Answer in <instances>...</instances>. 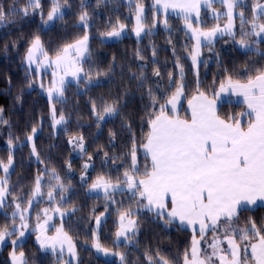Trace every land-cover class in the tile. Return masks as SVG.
I'll list each match as a JSON object with an SVG mask.
<instances>
[{
	"label": "snow or ice",
	"instance_id": "obj_1",
	"mask_svg": "<svg viewBox=\"0 0 264 264\" xmlns=\"http://www.w3.org/2000/svg\"><path fill=\"white\" fill-rule=\"evenodd\" d=\"M50 2L52 6L47 13V19L43 21L45 24L63 19L64 16L60 0H50ZM64 3L67 4V0H64ZM130 3L135 7V35L140 37L142 32L150 35V30L145 29L147 16L142 0H130ZM214 3H220L226 11L217 12L213 8ZM40 7L41 0H28L24 8L16 7L15 0H13L7 10L0 3V25L8 23L12 15L27 16L29 9ZM246 7V0H153L151 8L156 10L153 15V27L158 22V14H162L164 16L162 22L167 29L169 10L178 11L182 15L185 28L195 39L194 51L189 53V56L196 69V88L195 94L187 99L190 109L189 116L181 118L177 106L181 98L185 97L187 84L184 82V68L179 63L178 57L175 61V66L179 70L178 80L173 78L171 72H168V90L166 91L162 90L160 80L149 82V76L144 71L147 66L144 64L138 66L141 69L139 74H131V79L137 82V91L143 90L144 94L140 99L143 100L146 96L148 100L144 120L148 132L143 136L140 147L144 151L145 161L150 160V163H145L144 170L141 172L135 133L131 122L125 120L122 122V127L131 136L132 146L125 153L127 160L122 178L117 176L113 181L110 177L98 176L89 189L92 192L102 191L109 204H120V207L116 209L119 217V227L115 233L117 241L123 238V241L128 243L130 242L129 233L132 236L137 234V221L132 217L139 215V210L144 209L154 214V222L162 220L165 228L173 223H177L182 229L185 226L191 227L193 235L190 247L182 253L181 264H264V222L258 226L256 221L249 217L246 218L244 227L239 226L242 212L250 210V206L257 205L258 202L264 203V67L245 68L246 79L243 82L240 79H233L232 75L227 74L228 70L224 69V82L219 83L218 91L212 92L211 96L201 90L198 72L201 63L198 58L202 55V38L205 42L204 46L212 51L210 46L217 34L229 35L241 49L256 52L264 57V52L254 47L264 43V23L259 22L264 18V3L257 0L252 4L251 19L245 16L243 9ZM202 8L211 9L213 18L218 19L223 15L227 23L223 27L216 24L207 30L194 27L192 20L195 18L199 21ZM237 9L241 10L237 11ZM40 15L43 19L42 12ZM236 19L240 21L238 41L236 40ZM79 20L81 25H86L87 11H82ZM245 26L250 27L246 30ZM124 28L125 25L118 24L111 27V30L104 35L118 38ZM169 43H171L170 39ZM173 54L175 56V49H173ZM213 54L218 57V53ZM137 55L143 60L139 52ZM152 56L153 65L158 64L154 48ZM90 58L88 34H84L73 42L63 44L51 55L45 49L40 36L33 37L27 49L25 63L30 69L35 65L36 67L32 70L37 73L41 69H52L50 74L53 79L45 91L50 103L49 115L53 127L68 123V118L63 111L57 115L56 103H67L65 91L72 81H76L77 85L81 83L92 85V74L83 67V64ZM250 72L255 74L249 75ZM96 75L99 76L100 73ZM151 75L162 79L158 67L153 68ZM69 77L72 79L69 80ZM32 84L33 81L28 79L26 86L31 88ZM39 87L44 88V84L41 82ZM229 91L236 96L243 97L247 111L226 114L222 118L218 112L217 101L221 99L222 93ZM125 95H131V93L125 90ZM90 103L97 127L106 118L111 120L121 114L118 99L111 103L102 100L99 109L95 101H90ZM2 114L3 109L0 108V123L8 124ZM36 133L37 126H33L26 140L31 144V155L42 164L44 161L37 151L34 140ZM115 135L116 133L110 132V139L114 140ZM68 142L75 144L83 151V136L72 137ZM8 145L10 154L7 163L0 161V171L4 173L3 178H0V209L8 206L6 201L11 196L13 197L11 205L15 210L10 217L5 213L6 219L11 220V227L7 224L0 226V244L8 242L7 238L11 236L18 234L23 237L25 235L30 219V214L25 213H30L33 203H39L36 198L44 195L41 185L45 174L50 177L47 181L49 190L46 193L49 202H55L57 196L62 202H66L68 198L63 194L70 187L63 183L54 168H45L43 173L35 178L34 190L30 193L33 199L27 200L28 208L22 210L21 203L13 196L8 186L9 169L13 166L11 152L14 145L11 138L8 140ZM104 156L108 158L107 153H104ZM109 159H120V157ZM89 167L88 163L83 165L85 170ZM81 179L84 180V177L82 176ZM125 194L128 195L130 201L136 204L135 211L131 206L125 208L123 200H116L118 195ZM54 211L62 218L61 226L54 229L55 235H47L49 221L52 219L47 208L36 214V226L33 230H38L40 233L37 241L42 249L61 254L58 264H72V259L62 260V254L65 251L70 257L77 258L76 245L72 236L63 227V217L66 215L70 217L77 209L73 208L71 212H65L57 206ZM41 216L45 217L43 223L40 222ZM17 218L20 221L18 226L16 225ZM100 224L101 217L96 216V227L99 228ZM197 232L199 239H197ZM209 232L212 233L211 241L206 243L211 252L201 248V241ZM225 241L227 248H222L221 245ZM10 242L14 246L11 253L13 264H27L24 260V252L17 254L15 251V247L18 246L17 241L11 240ZM93 246L105 256H119L121 264H126L124 253L111 252L100 244L98 237ZM145 256L148 264H172L160 255L159 250H157L155 260L147 253Z\"/></svg>",
	"mask_w": 264,
	"mask_h": 264
},
{
	"label": "trees",
	"instance_id": "obj_2",
	"mask_svg": "<svg viewBox=\"0 0 264 264\" xmlns=\"http://www.w3.org/2000/svg\"><path fill=\"white\" fill-rule=\"evenodd\" d=\"M61 10L64 12L63 19H57L52 25L43 28V21L47 19V13L51 8L50 0H41L39 9H29V15L15 14L10 17L8 23L0 25V108L3 109V119L8 124L0 123V161L7 163L9 157L8 140L11 138L14 148L12 149L13 166L9 169L8 186L13 196L21 203V209H27V200L33 199L30 193L34 190V181L38 174L43 173L45 168H54L60 175L65 185H70L69 190L63 195L67 197L62 202L57 196L55 202H49L48 192L49 175L45 174L41 185L42 197L36 198L39 203H33V208L28 213V229L25 230L24 238L15 248L17 253L24 252L27 264H58L60 253L43 251L36 242L37 232L36 214L43 209H49V214H54V209L59 206L61 211L71 212L73 208L77 211L70 217L63 218L65 231L72 236L76 245L77 258L72 264H121L119 256L110 260L96 253L93 248L96 237L102 246L111 252H122L126 256V264H148L145 253L156 259L157 250L172 264H181L182 253L190 247L192 232L186 228H180L173 223L165 228L163 221H155L153 213L144 209L139 210V215L132 219L137 221V234L130 236V242L117 241L115 236L118 230V214L116 209L120 204H109L104 195H93L89 192L90 185L98 176L111 178L115 181L121 176L126 168L127 157L125 153L132 146V138L122 122H131L133 132L137 141V157L143 172V165L150 163L145 161L144 153L140 147L143 136L148 132L144 123L146 118L145 106L148 104L147 97L140 99L143 90L137 91V82L131 79V74H139L141 64L146 65L145 73L149 76V82L160 80L162 90H168V72L178 80V68L175 66L176 58L184 68L185 97L179 115L188 118L186 110L187 99L195 94L196 69L194 68L189 53L193 52V39L184 27V20L176 16H167L168 28L163 24L164 17L158 14V22L153 27V15L156 12L151 8L153 0H142L145 7L146 31L141 37L134 35L135 7L127 0H60ZM257 0H246L247 7L244 8L245 16L251 19L252 4ZM264 3V0H259ZM7 7L13 0H0ZM16 7L24 8L28 0H15ZM83 5V7H82ZM213 8L224 12L221 4H213ZM241 9H237L239 11ZM82 11H87L88 20L86 25H81L79 16ZM43 13V19L40 13ZM211 9L201 11L199 21L192 20L195 27L207 30L220 22L223 27L227 23L224 16L218 19L211 17ZM259 22L264 23V18ZM118 24L125 25V35L113 40L106 41L104 33ZM236 40L240 39L239 19L235 20ZM250 26H245L246 30ZM84 34L89 36V50L91 58L83 67L93 77L92 85L83 83H71L65 91L66 104L56 103L57 115L61 111L68 118L66 125L52 126L50 119V103L48 97L43 94L47 88L48 75H38L34 69H30L25 63L27 49L35 35H39L45 49L51 55L53 51L65 43L73 42ZM169 39L171 43H169ZM259 51L264 52V43L255 45ZM203 46L198 69L201 90L208 93L218 91L219 83L224 82L225 72L232 75L233 79L245 81V68L264 67V57L256 52L241 51L231 36L219 37L210 46ZM156 52L155 59L158 64L153 65L152 51ZM175 49V56L173 54ZM137 52L143 56L141 60ZM213 53H218V57ZM158 67L161 78L151 75L153 68ZM29 73L31 75L29 76ZM96 73H100L99 76ZM254 75V72L248 73ZM28 79L33 81L32 87L28 88ZM50 79V78H49ZM44 88L39 87L40 83ZM215 82V83H214ZM125 90L131 95H125ZM159 95V93H157ZM19 97V99H17ZM119 100L121 114L111 120L106 119L97 127V122L91 111L90 101H95L97 108L101 101L111 103ZM150 111V110H149ZM246 111L245 106L236 102L221 103L218 112L221 117L226 114H237ZM33 126H37L34 137L37 151L44 163H39L31 155V144L27 142V135L31 134ZM110 132L116 133L114 140L110 139ZM75 136H83V151L75 144H69V139ZM18 138V139H17ZM108 154V158L104 156ZM120 159H109L113 157ZM91 157V159H89ZM88 163L90 167L85 170L83 165ZM70 166V167H69ZM119 169V171H117ZM4 173L0 171V178ZM84 177V180L81 177ZM13 197L7 198V207L0 209V226L7 224L11 227V220L6 219L5 213L10 217L15 210L11 205ZM117 201L123 200L124 207L131 206L133 211L137 206L128 199V195L117 196ZM107 206V208H106ZM26 214V213H25ZM57 214V213H55ZM105 219L101 221L99 228L95 225V217ZM256 221L259 226L264 222V207L257 206L244 211L240 216V225H246V218ZM45 217L41 216L40 222ZM52 227L49 234L55 233V227L61 226V218L56 216L51 219ZM20 223L16 220V225ZM19 235L11 236L5 246L0 247V264H11V253L14 246L11 240H17ZM70 258L67 253L62 254V260Z\"/></svg>",
	"mask_w": 264,
	"mask_h": 264
},
{
	"label": "rangeland",
	"instance_id": "obj_3",
	"mask_svg": "<svg viewBox=\"0 0 264 264\" xmlns=\"http://www.w3.org/2000/svg\"><path fill=\"white\" fill-rule=\"evenodd\" d=\"M128 2H130V0H127ZM223 6V5H222ZM224 7V6H223ZM225 8V7H224ZM221 12V11H220ZM211 17H213L212 16V11H211V13L209 14ZM161 16H163V15H161ZM164 17V16H163ZM54 23V21L53 22H49L48 24H45V23H43V28H47V27H49L50 25H52ZM216 24H220V22H216ZM194 26V25H193ZM195 27V26H194ZM235 27H236V25H235ZM187 31V30H186ZM236 32H237V30H236ZM188 33V32H187ZM122 34V33H121ZM189 34V33H188ZM123 35V34H122ZM142 36V35H141ZM140 36V37H141ZM190 37H191V35H189ZM217 36H218V34H217ZM216 36V37H217ZM229 36V35H228ZM215 37V38H216ZM192 38V37H191ZM214 38V39H215ZM106 39V41H109L110 40V37H106L105 38ZM193 39V38H192ZM217 40V39H216ZM216 40H214L213 42H215ZM212 42V43H213ZM193 43H194V39H193ZM236 45H237V47L241 50V51H247V50H245V49H241L240 48V46H239V44L238 43H236ZM204 46V45H203ZM203 46L201 47V50H202V48H203ZM194 47H195V44H193V51H194ZM254 47H256V46H254ZM256 48H258V47H256ZM33 68H35L36 66L35 65H33L32 66ZM51 71H52V69H41V70H39V73H38V75L39 76H41L42 75V73L43 74H45V75H48V77L50 78H48L47 79V83H46V86L48 87L49 86V82L53 79V77L51 76ZM69 80H71L72 78H68ZM72 83H76V81H72ZM43 94H45L46 96H47V94H46V91H44L43 90ZM237 99V98H240V96H236L234 93H232V92H226V93H222L221 94V103H226V102H229L231 99ZM241 98H243V97H241ZM230 102H234V101H230ZM246 109V108H245ZM186 110H187V112L188 113H190V109L188 108V105H187V107H186ZM247 111V110H246ZM107 119V118H106ZM57 126H55V128H56ZM142 152L144 153V151H143V149H142ZM89 192L91 193V194H93V195H104L103 194V192L102 191H97V192H92V191H90L89 190ZM32 208H33V206H32ZM32 210V209H31ZM30 210V211H31ZM26 215H28V212H26ZM51 217H52V220H54L55 218H56V216L58 217L59 215L58 214H49ZM67 216V215H66ZM65 216V217H66ZM60 217V216H59ZM65 217H63V218H65ZM61 218V217H60ZM62 219V218H61ZM105 218L104 217H102L101 218V221H103ZM43 223V222H42ZM49 223H51V227H52V222H51V220L49 221ZM239 226L240 227H244V226H242V225H240L239 224ZM51 227H50V229H51ZM191 232H192V229L190 228L189 229ZM192 234H193V232H192ZM196 235H197V239H199L200 237H199V233L197 232L196 233ZM211 236H212V233L211 232H209V234L207 235V236H205L204 237V240H202L201 241V248L202 249H205L206 251H208V252H211V249H208L207 248V243L206 242H210L211 241ZM96 240V239H95ZM4 246L6 245L5 243L3 244ZM2 245V246H3ZM67 246H65V248H66ZM221 247L222 248H227V243H226V241L221 245ZM16 248V247H15ZM93 248H94V250L96 251V253L98 254V255H100V256H102V257H104V258H106V259H110V260H112V259H114V258H116V256L115 255H108V256H105L102 252H98L97 250H96V248L93 246ZM13 250H14V248H13ZM13 252V251H12ZM66 253H67V251H65ZM249 254H250V249H249ZM242 255H243V253H242ZM70 258V257H69Z\"/></svg>",
	"mask_w": 264,
	"mask_h": 264
},
{
	"label": "crops",
	"instance_id": "obj_4",
	"mask_svg": "<svg viewBox=\"0 0 264 264\" xmlns=\"http://www.w3.org/2000/svg\"><path fill=\"white\" fill-rule=\"evenodd\" d=\"M214 4H220V3H214ZM202 10H205L204 8H202L201 9V11ZM217 12H219V13H224L225 11H226V9H225V11L224 12H220V11H218V10H216ZM162 15V14H161ZM167 16H176V17H179V18H182V15L178 12V11H176V12H173L172 10H169V12H168V14H167ZM221 16H223V15H221ZM220 16V17H221ZM183 19V18H182ZM195 19V18H194ZM193 19V20H194ZM136 26V25H135ZM185 27V26H184ZM186 29V28H185ZM187 30V29H186ZM187 32L189 33V35H191V33L187 30ZM123 34V35H122ZM122 34H121V36L120 37H122V36H124L125 35V30L122 32ZM143 34V32L141 33V35ZM134 35H135V32H134ZM140 35V36H141ZM136 36V35H135ZM120 37H118V38H120ZM219 37H221L219 34H218V36L215 38V39H213V41L214 40H216V39H218ZM118 38H116V37H110V40L109 41H113V40H116V39H118ZM193 38V37H192ZM194 39V38H193ZM194 44H195V39H194ZM205 44V42L203 41V38H202V43H201V47L203 46ZM199 60H200V57L198 58ZM230 101H234V102H236V103H240V104H243L244 106H245V108H246V110H247V106H246V104L243 102V98H237V99H231ZM182 102H183V97L181 98V100H180V102H179V104H178V106H177V110H178V112L180 111V109H181V106H182ZM221 100H219V101H217V104H218V106L221 104ZM181 117V116H180ZM182 118V117H181ZM257 206H263L264 207V203H261V202H258L257 203V205H254V206H250V208H255V207H257ZM126 223V222H125ZM50 227H51V223H49V228H48V232H47V235H49V236H51V235H55V233L54 234H49V230H50ZM184 228H186V229H190L191 227H188V226H185ZM130 234V233H129ZM38 235H40V233H39V231L37 230V236ZM37 236H36V241H37ZM23 239V237H18L17 238V244L21 241ZM120 241H123V238H121V240H119L118 242H120ZM37 244L39 245V243H38V241H37ZM3 244H0V247L2 246ZM39 247H40V245H39ZM41 248V247H40ZM42 249V248H41ZM43 251H45V252H51V250H45V249H42ZM17 254H19V253H17ZM69 256V255H68ZM70 257V256H69ZM70 259H72V260H74L75 258H72V257H70ZM10 260H11V264H13V260H12V257H10ZM24 260H25V258H24Z\"/></svg>",
	"mask_w": 264,
	"mask_h": 264
}]
</instances>
